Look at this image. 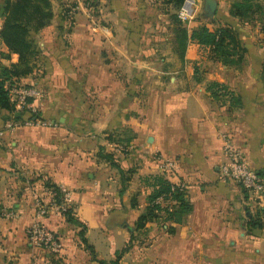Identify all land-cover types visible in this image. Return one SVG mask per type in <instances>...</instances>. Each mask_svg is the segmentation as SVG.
<instances>
[{
	"label": "crops",
	"instance_id": "obj_1",
	"mask_svg": "<svg viewBox=\"0 0 264 264\" xmlns=\"http://www.w3.org/2000/svg\"><path fill=\"white\" fill-rule=\"evenodd\" d=\"M55 1L52 22L35 41L42 76L37 82L31 76L16 82L45 88L41 118L25 124L23 115L17 129L7 130L10 115L0 109V264H98L84 249L81 230L96 259L106 262L132 234V246L119 264H264V190L248 193L220 174L225 134L264 179V45L261 54L251 53L243 40L247 53L240 71L201 57L198 62L209 67L200 77L197 60L170 55V71L139 70L137 77L147 85L125 90L115 65L132 64L133 58L144 64L147 58L128 50L126 15L132 0H91L99 3L97 14L111 22L107 27L88 22L83 2L89 0H74L79 11L70 25L61 17L66 0ZM3 8L0 0V27ZM136 11L142 13L138 6ZM222 18L216 27L230 26L242 40L237 20L228 12ZM7 52L0 41V66L17 62L16 55L4 59L1 54ZM210 82L225 85L241 98L242 107L213 99L206 91ZM89 92L102 103L92 106L87 120L83 97ZM132 92L141 99L125 97ZM110 133L111 142L105 138ZM113 142L127 146L125 153ZM100 148L127 172L123 190L118 170L100 158ZM152 175L182 184L192 210L179 224L158 219L136 229L152 191L143 178ZM47 183L69 193L79 224H68L51 208L43 223L59 238L56 254L43 252L27 237L35 222V198L49 201ZM155 204L174 205L161 198ZM255 220L258 225L249 226Z\"/></svg>",
	"mask_w": 264,
	"mask_h": 264
},
{
	"label": "trees",
	"instance_id": "obj_2",
	"mask_svg": "<svg viewBox=\"0 0 264 264\" xmlns=\"http://www.w3.org/2000/svg\"><path fill=\"white\" fill-rule=\"evenodd\" d=\"M165 1L176 7L184 2V0ZM256 2L257 0H236L230 6L228 14L230 17L239 20L250 18L255 10H262V14L264 15V6ZM1 18L0 41L8 51L1 55L8 61L11 60V55H16L18 60L16 63H11L8 66H0V109L8 112L11 119L19 122L22 120L23 112L20 113V117H15L14 105L10 100L9 87L20 78L32 76L36 70L35 65L38 58V50L30 34L37 33L49 25L53 18L51 1L4 0ZM189 42L197 46L203 53H207V59L219 62L226 67L233 68L235 71H240L244 65V57L247 50L240 41L238 33L230 26L210 30L206 25L199 24L191 30ZM261 77L264 82V60L261 65ZM206 91L210 93L213 99L219 100L222 97V100L227 101L231 108L242 107L241 98L228 90L223 84L210 82L206 86ZM28 119L35 122L40 118L31 116ZM99 156L118 170L123 190L124 183L128 181L125 177V173L127 172L121 170L115 164L113 155L106 153L103 148H100ZM143 182L145 185L151 187L152 191L147 197L148 205L144 213L137 219L136 229H142L147 223L158 219L162 223L172 222L179 224L191 212L192 206L188 200L186 190H179V187L169 182L164 175L147 176L143 178ZM46 188L55 194V202L60 203V189L49 183L46 184ZM160 198L165 202H173L174 205L162 206L161 204H155V201ZM63 216L68 224L79 225L73 215L72 208L67 209L63 213ZM250 225L254 227L258 225V222L256 220L252 221L249 223ZM169 232L173 233V228H169ZM79 236L84 249L89 252L92 260L98 264H119L122 256L129 251L134 240L131 234L125 247L115 253L113 260L106 262L96 259L93 248L87 244L83 230L79 232Z\"/></svg>",
	"mask_w": 264,
	"mask_h": 264
},
{
	"label": "rangeland",
	"instance_id": "obj_3",
	"mask_svg": "<svg viewBox=\"0 0 264 264\" xmlns=\"http://www.w3.org/2000/svg\"><path fill=\"white\" fill-rule=\"evenodd\" d=\"M51 1V7L52 12L54 9H57V2L55 0ZM185 1V0H184ZM218 5L216 12L214 16L211 19L205 18L204 16V10H203V4L204 0H195L196 7L195 12L192 14L189 20H181L179 18V12L181 7L183 6V3L176 7L175 5L166 3L165 0H132L129 4L130 8V14L126 15V21L131 23V30H128V37L130 38L131 45H130V55H138V58H141V56L147 55V58H144L143 60L144 64L137 63V59L133 58V63H127L124 67L115 65L116 69L122 71V78L119 79L120 85L127 90L130 86L134 88V86L138 87L141 86V84H146L148 80H144L142 78L137 77V72L140 70H144L145 72H155L154 70H164V71H170L174 64H172L170 61H166V58H168L170 55L177 56L181 61H188V56L191 58V60H197L194 61V64H198L197 67L195 66L197 70V74L200 77L203 72H205V69L209 66L198 62L201 57H204L207 59V53H203L201 50L198 49L197 46L192 45L189 42V35L193 28L197 27L199 24L206 25L209 29L215 30L217 27V24H221L220 21L223 20L222 17H226L227 12L229 11L230 6L236 1V0H216ZM84 8L86 7L87 11V17L88 22H95L101 26L107 27L111 24L110 21H108L106 14H97V8L98 4L95 3V1H87L83 2ZM258 4H261V6H264V0H257ZM64 9L62 10L63 16L62 20L65 21L67 25H70V23L73 22L74 14L77 13V6L78 4L74 0H66V3ZM87 4L89 6H87ZM136 6L139 7V10L142 11V13H136ZM66 8V9H65ZM151 10H154L151 11ZM99 12V11H98ZM61 13V14H62ZM54 14V13H53ZM55 15V14H54ZM104 15V17H103ZM103 17V18H102ZM53 19V18H52ZM120 19H124V17H121ZM237 20L238 25L240 26L241 33L243 32L244 36L243 39L240 41L243 42V40L246 41V44L250 50L251 53L259 52L261 54V48H259L260 44L264 45V15L262 14V10H255L253 15L246 19V20ZM52 20L49 24H51ZM214 26H211V25ZM42 30V29H41ZM39 30L37 33H31L30 37L35 42L38 38V34L41 31ZM239 36V34H238ZM121 38V37H120ZM117 39V42L119 43L121 39ZM36 44V42H35ZM244 45V44H243ZM37 46V44H36ZM245 46V45H244ZM105 53L107 49L104 50ZM40 52L38 51V58L36 59V65H35V72L32 74V79L37 82L40 77L42 76L39 71L41 70V62L39 59ZM108 55L106 54L105 57ZM112 56H115V54H112ZM203 61V60H202ZM206 61L214 62V60L207 59ZM219 63V62H218ZM181 64V63H180ZM187 65V63L182 64V68ZM4 66V65H2ZM231 70L235 71L233 68H230ZM125 74V75H124ZM128 74L134 76V79H127L124 76H128ZM23 79V78H20ZM20 79H18L16 82H18ZM67 81V80H66ZM14 83L11 87L17 85L22 86L23 84H17ZM35 87L38 88L41 92V97L38 99V101L35 104L36 113H34L32 116H37L38 118H41V110L43 107V100L46 98L45 94V88L41 87L40 84H32ZM9 87V88H11ZM97 95H92L90 92L86 93L84 95V102L85 106H88V110L85 114L86 119L88 120L91 116V108L92 106H100L102 101L97 100ZM125 97H133L135 100L141 99V97L138 95L137 92H132L131 94L127 93ZM98 102V103H97ZM27 110L22 111L23 115L27 116L29 113L26 112ZM107 134V133H106ZM105 134V135H106ZM114 134L106 135L105 138L111 142L113 140ZM114 145L117 147H120L119 149L121 152L124 151V149L127 147L124 144H118L116 142H113ZM105 150V149H103ZM125 153V152H122Z\"/></svg>",
	"mask_w": 264,
	"mask_h": 264
},
{
	"label": "built area",
	"instance_id": "obj_4",
	"mask_svg": "<svg viewBox=\"0 0 264 264\" xmlns=\"http://www.w3.org/2000/svg\"><path fill=\"white\" fill-rule=\"evenodd\" d=\"M87 6H89L87 4ZM195 0H185L179 12L181 20H189L195 12ZM10 100L14 105L15 114L24 110L29 113L30 118L36 113L35 102L41 97V92L34 85L13 86L9 89ZM13 118V117H12ZM33 123L29 119L25 124ZM21 124L11 119L5 124L7 130H15ZM222 151L226 157V162L220 168V174L223 179L239 184L246 192L252 194H260L264 190V179L255 170L251 169L247 161L244 159L240 149L235 146L229 136L222 135ZM168 166L172 167L173 163L168 162ZM179 190H185L181 184ZM61 202L56 203L54 193L50 191L49 201L45 202L42 198L34 200V218L35 222L27 229V237L32 245L49 254H56L60 248L58 236L49 230L43 220L49 216V211L54 208L58 213H63L70 208V195L64 190H60Z\"/></svg>",
	"mask_w": 264,
	"mask_h": 264
},
{
	"label": "water",
	"instance_id": "obj_5",
	"mask_svg": "<svg viewBox=\"0 0 264 264\" xmlns=\"http://www.w3.org/2000/svg\"><path fill=\"white\" fill-rule=\"evenodd\" d=\"M217 5L218 3L216 0H204L203 10H204L205 18L211 19L214 16L217 9ZM20 116H21L20 113L15 114L16 118Z\"/></svg>",
	"mask_w": 264,
	"mask_h": 264
}]
</instances>
